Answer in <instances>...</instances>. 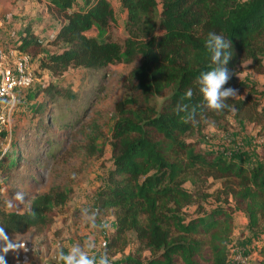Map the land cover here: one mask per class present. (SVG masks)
Here are the masks:
<instances>
[{
    "label": "trees",
    "instance_id": "obj_1",
    "mask_svg": "<svg viewBox=\"0 0 264 264\" xmlns=\"http://www.w3.org/2000/svg\"><path fill=\"white\" fill-rule=\"evenodd\" d=\"M46 1L45 10L57 24L55 33L41 40L30 20L11 45L35 61L30 85L38 84L32 91L36 101L34 122L27 131L30 140L42 134L45 144L53 146L49 104L60 107L76 96L69 83L57 82L68 68L103 76L112 63L139 59L122 78L127 94L112 105L110 168L95 209L109 216L113 227L99 252L107 251L112 264H228L229 246L239 239L233 233L235 209L244 212V228L250 233L264 223V151L255 161L228 158L203 150L193 136L205 121L229 130L227 118L255 123L264 133V106L253 98L258 92L235 82L246 61L264 77V0H119L125 11L123 37L115 33L117 22L108 0ZM209 32L232 41L227 64L232 77L225 87L245 91L244 96L229 99L232 107L220 112L204 106L197 83L201 72L215 67L204 47ZM188 89L191 99L185 98ZM161 96L157 104L154 99ZM180 103L196 109L194 120L185 121V113L174 111ZM76 120L69 109L57 134L74 128ZM98 134L96 127L86 135L85 159L92 155ZM36 146L40 155L43 148ZM6 152L0 154V180L9 179L16 191L30 193L29 185L38 180L34 170H40L39 156L25 157L14 148L11 160ZM24 159L32 166L14 177L12 172ZM71 193L72 188L54 186L34 194L28 204L31 211L0 205V227L7 236L48 232ZM189 206L194 210L186 217L184 209ZM130 244L134 247L125 254ZM256 253L258 264H264V244Z\"/></svg>",
    "mask_w": 264,
    "mask_h": 264
},
{
    "label": "rangeland",
    "instance_id": "obj_2",
    "mask_svg": "<svg viewBox=\"0 0 264 264\" xmlns=\"http://www.w3.org/2000/svg\"><path fill=\"white\" fill-rule=\"evenodd\" d=\"M108 2L113 9L117 22L115 33L123 37L125 35L123 30L125 11L121 7L119 0H108ZM11 5H14L15 8H20V10H28L26 15L18 20L25 21L32 18V30L40 39L44 40L47 38L53 28H55V20L48 14H39L35 2H31L29 5L21 1L12 3L10 0H1L0 16L2 14L5 16L2 19L4 22H0L1 51L4 52L8 46L15 42L22 26L21 24H18L17 27L13 25V19H15L17 11ZM158 9L159 6H157V11ZM29 14H34L35 16L32 17ZM6 16L9 18L7 23L5 21ZM152 19L156 21V14H154ZM46 27L51 32H47L45 30ZM149 28L150 24H148L147 29ZM4 38L9 40L5 41ZM46 50H51V47L47 46ZM138 62L139 59L129 64L112 63L107 66L103 76H100V73H94L82 68H68L57 82L62 86L69 83L72 92L76 96L73 102H63L60 107L49 104L48 114L49 119L52 121L48 122V126L50 135L53 136V146L45 144V136L42 134L38 137L32 135L30 140L31 135L29 136L27 132L34 122L33 107L36 99H34L32 91L38 83L30 85L23 95L24 101L21 98L18 105L14 106L9 119L8 132L5 131L0 135V154L11 148V151L6 153L10 154L9 156L12 160V153L14 148H16L25 157L27 155H38L40 170H34L38 180L29 185L31 192L24 194V203L20 204L19 207L14 205L13 208H8V200L18 191L13 188L11 182H8L9 179L8 183L4 179L0 180V205L8 210H24L26 209L25 205L29 204L34 194L46 192L50 187L54 186L72 188V193L64 209L59 210L55 215L50 231L36 233L34 230H30L24 234L7 236V240L0 239V256H4L6 264L8 254L5 249H9V244L12 245L10 248L15 249V251L24 249V245L34 248L37 244H43L46 247L44 252L48 254V260H50L52 254L59 247L67 249L72 244H82L85 239L92 237L97 246L93 252L98 254L99 246L110 231L91 229L82 218L81 208L90 207L95 209L98 191L106 185V175L110 168L108 136L115 120L112 105L127 94L121 86L122 78ZM235 82L236 84H243L247 88L253 87L258 92L253 94V98L257 100L260 106H264V77L249 69L248 61L241 64L240 72L235 76ZM235 89L239 97L244 96L245 91L242 87L237 86ZM41 97L42 94H39L37 100ZM161 99L162 96L156 97L154 100L159 104ZM59 100L61 99L59 98L57 102ZM69 109L75 112V116H77L75 127L67 129L62 134H57V127L67 116ZM227 119L231 125L229 130L222 129L221 125H214L210 121H205L202 123L201 129L195 133L193 139L197 140L200 147L207 152L223 154L228 158L255 161L256 156H259L264 151L263 131L255 123ZM95 126L99 134L93 141L94 150L92 155L90 158L85 159V137L95 131ZM7 134L9 135V140L6 138ZM36 143L43 148L40 155ZM50 153L53 154L50 156ZM18 166L16 171L12 172L14 177L24 174L29 168L28 166H32V163H28L24 159L19 162ZM183 187L187 190L190 189L188 183H185ZM193 210L191 206L185 208V216L190 217ZM246 220L244 212L235 209L233 214V233L237 234L239 239L230 247L229 255H231V252H237L241 257L246 258L245 264H258L260 259L256 252L259 246L264 244V223L253 234L244 228ZM102 221H107L112 229L113 223L109 216L100 214L97 222L100 223ZM133 247V244H130L124 253H129ZM229 258L228 264H239L233 255Z\"/></svg>",
    "mask_w": 264,
    "mask_h": 264
},
{
    "label": "clouds",
    "instance_id": "obj_3",
    "mask_svg": "<svg viewBox=\"0 0 264 264\" xmlns=\"http://www.w3.org/2000/svg\"><path fill=\"white\" fill-rule=\"evenodd\" d=\"M204 47L215 67L208 71L201 72L197 78L199 91L203 96L204 106L212 111L220 112L225 109H230L232 106L227 103L229 99L235 98L237 90L232 87H225L232 77L227 64L233 55L232 41L225 38L224 35L216 32H209L204 42ZM193 92L188 89L185 93V98L191 99ZM174 111L177 114L185 113L182 117L185 121L195 119L196 109L190 107L186 103L177 104ZM2 158V157H0ZM25 196L23 192H16L13 197L8 200V208H13L14 205L19 207L23 204ZM18 202V203H17ZM28 211H31L30 205H25ZM81 214L83 220L93 230H111V225L107 221L97 222L100 212L98 209L90 207H82ZM0 239L7 240V233L3 227H0ZM12 247L11 244L8 248ZM95 240L88 237L81 243L72 244L65 251L63 247L57 249V259L59 264H111L107 251L96 254L93 252L96 249ZM8 249L6 248L5 251ZM0 264H6L4 256H0Z\"/></svg>",
    "mask_w": 264,
    "mask_h": 264
},
{
    "label": "built area",
    "instance_id": "obj_4",
    "mask_svg": "<svg viewBox=\"0 0 264 264\" xmlns=\"http://www.w3.org/2000/svg\"><path fill=\"white\" fill-rule=\"evenodd\" d=\"M34 63L33 59L13 49L0 52V135L8 132L9 119L16 105L17 96L33 82ZM6 138L9 140L8 134ZM232 245L229 246V250ZM231 255L237 263L245 264L246 258L241 257L239 253L231 252ZM50 264H59L55 253L50 258Z\"/></svg>",
    "mask_w": 264,
    "mask_h": 264
},
{
    "label": "crops",
    "instance_id": "obj_5",
    "mask_svg": "<svg viewBox=\"0 0 264 264\" xmlns=\"http://www.w3.org/2000/svg\"><path fill=\"white\" fill-rule=\"evenodd\" d=\"M10 1L12 3H16L17 1H21V2H24L25 4L27 3L29 5H30L31 2H35L39 14H48L47 11L45 10V6L48 4V2L46 0H10ZM11 7L13 9H15V11H17V14L15 15V19H13V21H14L13 25L14 26L17 27L18 24L23 25V24L27 23L28 21L32 20V18L31 19H27L25 21L18 20V19L23 18L26 15V11H28V10H26V9H24V10L21 9L20 10V8H15L14 5H11ZM32 13H33V11H32ZM29 15H32V14H29ZM33 16H35V15L33 14L32 17ZM3 17H5V16H3V14H2V16H0V22L1 23L4 22V20H2ZM5 19H6L5 21L7 23L9 18L6 16ZM1 23H0V25H1ZM32 26H33V21H32L31 27ZM54 26H55V28H53L52 32L50 30H48L47 27H46L45 30L47 32H51V34L47 38H50L55 33L56 28H57L56 22H55ZM47 38H45L44 40H46ZM4 40L8 41L9 39L7 40V38H4ZM15 41H16V39H15ZM11 45L8 46L5 49V51L11 50L12 49ZM0 52H3V51L0 50ZM45 248L46 247H44L43 244L42 245H38L37 244V246L34 247V248L24 245V249H21L19 251H15V249L9 248L6 251V253L8 254V256H7V264H50V260H48V256H47L48 254L44 252Z\"/></svg>",
    "mask_w": 264,
    "mask_h": 264
}]
</instances>
